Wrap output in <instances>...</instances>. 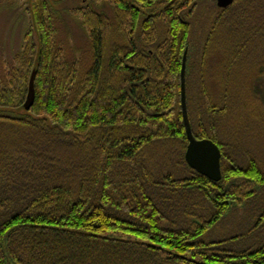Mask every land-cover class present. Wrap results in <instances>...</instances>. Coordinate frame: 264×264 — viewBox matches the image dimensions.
Instances as JSON below:
<instances>
[{
    "label": "trees",
    "instance_id": "trees-1",
    "mask_svg": "<svg viewBox=\"0 0 264 264\" xmlns=\"http://www.w3.org/2000/svg\"><path fill=\"white\" fill-rule=\"evenodd\" d=\"M31 1L23 72L0 78V110L24 114L0 112V264H264V171L236 156L238 139L216 122L231 108L222 112L207 88L212 42L224 41L229 80L239 59L242 68L264 46V0L217 5L201 59L190 42L199 0H105L114 21L81 15L92 47L86 72L55 42L51 0ZM186 50L188 82L201 81L192 91L200 122L191 125L222 150L219 182L185 159Z\"/></svg>",
    "mask_w": 264,
    "mask_h": 264
},
{
    "label": "rangeland",
    "instance_id": "rangeland-1",
    "mask_svg": "<svg viewBox=\"0 0 264 264\" xmlns=\"http://www.w3.org/2000/svg\"><path fill=\"white\" fill-rule=\"evenodd\" d=\"M199 1L201 3L196 14L190 16L192 20L190 40L192 45H190L191 51L196 52L201 59L202 50L211 37L209 35L215 32L214 20H217L220 14L217 0ZM51 4L57 28L55 42L64 49L68 62L79 61L81 70L86 72L92 60V47L90 31L81 15L83 12H94L114 21L115 8L105 0H51ZM31 10V0H0V78L13 69V73L23 72L20 56L24 51L25 37L33 28ZM207 32L209 33L206 35ZM219 37L222 38L221 33ZM216 42L209 45L212 48L207 56L209 78L207 88L214 92L216 96L214 99L219 103L218 108L222 112L227 110V107L231 108L228 109L227 114L219 112L217 125L225 135L232 134V138L238 139V148L234 150L236 156L241 159H253L264 171V46L259 50L260 52L251 53L250 57L243 61L242 68L240 64L243 59H239L237 62L240 63L239 66L235 69L231 68V80H229L228 67L221 65L222 57L218 54L225 47L224 41L219 39ZM193 43L199 46V50H193ZM188 71L191 74L189 68L187 74ZM187 84H190V87L192 85L189 96L192 101V111L187 99L189 117L197 127L200 122L199 109L196 107L198 98L192 91L193 85L201 89V81L199 82L197 76H194L189 82L187 78ZM2 86L0 79V91ZM227 93L229 95L226 96ZM237 107L239 111L240 108L243 109L238 113L245 117V121L242 117L236 116V113L231 114L234 109L236 112ZM0 112L13 117L24 115L12 111L0 110ZM228 124H236L238 127L234 132H230ZM244 151L249 153H243Z\"/></svg>",
    "mask_w": 264,
    "mask_h": 264
},
{
    "label": "water",
    "instance_id": "water-1",
    "mask_svg": "<svg viewBox=\"0 0 264 264\" xmlns=\"http://www.w3.org/2000/svg\"><path fill=\"white\" fill-rule=\"evenodd\" d=\"M234 3V0H217L221 9H227ZM187 61L188 50L185 51L181 71V104L184 125L188 138V147L185 154L187 164L199 174L214 182H219L222 177V150L219 145L211 139H198L194 135L187 102ZM35 79L36 70L33 71L28 87V95L24 108L29 111L35 102Z\"/></svg>",
    "mask_w": 264,
    "mask_h": 264
}]
</instances>
